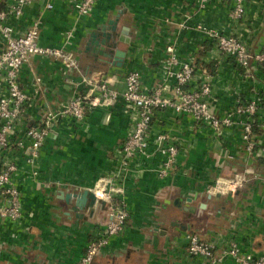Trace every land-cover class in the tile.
Returning a JSON list of instances; mask_svg holds the SVG:
<instances>
[{
  "label": "crops",
  "instance_id": "0c3cea01",
  "mask_svg": "<svg viewBox=\"0 0 264 264\" xmlns=\"http://www.w3.org/2000/svg\"><path fill=\"white\" fill-rule=\"evenodd\" d=\"M45 1L26 4L23 14L12 20L14 31H23L40 14L39 43L61 45L63 30L72 27L73 36L65 46L75 52L78 65L65 71L58 58L37 54L23 64L19 83L36 98L28 109V123L38 119L41 107H55L72 92L82 91V78L99 71L118 88L129 69L140 71L146 87L161 81L169 42L180 59L192 60L195 80L202 70L209 74L217 114H224L237 92L244 99L250 96L252 87L260 92V109L264 108V65L251 59L247 70L253 76H244V67L216 52L195 26L197 22L217 26L245 40L252 52L259 51L264 44V0H244L239 20L228 14L233 0H213L202 8L195 0H96L80 17L71 0H53L51 8H45ZM5 6L6 0H0V8ZM110 19L116 20L118 30L128 28L127 41L116 39V47L125 51L121 64L86 49L91 30ZM37 75L41 83L34 92ZM235 119L217 133L170 108L156 111L153 130H166L180 142L177 163L167 176L158 177L154 169L162 158L152 144L150 156L137 154L132 160L134 172L122 179L128 210L124 228L110 236L94 264H209L188 253L184 234L191 230L215 244L213 251L221 256L215 264H238L223 252L229 239L241 252L264 253V153L258 146L264 143V128L258 113L253 124L255 153L248 152L239 122L245 116ZM129 120L119 100L91 109L70 128L64 119L58 121L40 149L36 179L29 175L30 166L19 149L11 151L19 158L13 180L21 192L22 214L18 220L0 217V264H75L107 215L100 199L95 197L92 207L78 211L71 206L75 196L67 201L65 194L91 188L100 176L112 172L114 147L125 137ZM246 168L252 171L236 191H210L219 175Z\"/></svg>",
  "mask_w": 264,
  "mask_h": 264
},
{
  "label": "built area",
  "instance_id": "2783aa9c",
  "mask_svg": "<svg viewBox=\"0 0 264 264\" xmlns=\"http://www.w3.org/2000/svg\"><path fill=\"white\" fill-rule=\"evenodd\" d=\"M31 1L33 0H6V6L0 8V217L15 220L21 215L19 189L13 180L18 162L8 150L13 140L18 144L19 154L25 163L36 168L40 149L58 121L64 119L66 127L70 128L72 121L83 119L91 109L113 106L119 100L130 115L129 127L122 142L114 147V169L111 173L100 176L90 188L95 197L103 201L107 216L103 227L87 241L84 252L75 264H94L102 248L109 243L110 236L123 230L128 210L122 179L134 172L131 162L137 154L150 156L153 151L149 147L152 144L162 158L154 169L158 177L167 176L177 163L180 142L166 130H153V118L157 110L170 108L177 113L186 114L195 123L206 125L217 133L224 127L232 126L236 122L235 117L242 114L245 119L239 121L241 140L245 150L255 153L257 139L253 134V124L254 116L258 113L262 119L260 126L264 128V108L260 109L262 98L258 89L252 87L251 95L246 99L237 92L234 102L224 114H217L212 109L213 85L208 79L209 74L202 70L195 80L192 60L180 59L172 42L165 45L161 81L146 87L142 84L140 71L129 69L124 74L122 86L118 88L112 86L108 77L99 71L82 78V91L72 92L55 107H41L38 119L28 123V109L36 98L30 96L19 83L23 64L37 54L58 58L65 71L78 65L75 52L65 46L73 36L72 27L63 30L61 45L39 43L42 22L40 14L33 17L23 31H14L12 20L20 17L23 7ZM95 1L71 0L79 17L88 14ZM210 1L213 0H195L200 8ZM233 1L228 14L233 20H239L244 16V0ZM52 6L53 0L45 1V8ZM195 26L208 36L216 52L244 67V76H253L252 71L247 70L251 59L264 65V44L259 51L252 52L248 43L234 33L202 22H197ZM40 83L41 78L35 76L32 81L34 92L39 90ZM258 146L264 153V143ZM251 171L246 168L230 175H219L213 184L218 190L211 192L236 191ZM184 238L190 255L202 257L209 264H215L221 259L213 251L215 244L203 240L197 232L186 231ZM223 252L232 256L238 264H264V253L254 256L250 252H241L234 239L228 240Z\"/></svg>",
  "mask_w": 264,
  "mask_h": 264
},
{
  "label": "water",
  "instance_id": "95a60500",
  "mask_svg": "<svg viewBox=\"0 0 264 264\" xmlns=\"http://www.w3.org/2000/svg\"><path fill=\"white\" fill-rule=\"evenodd\" d=\"M116 23L115 19H110L106 23L99 24L94 30H91L86 49L92 50L95 56L99 55L111 58L113 63L121 64L125 51L116 47V39L127 41L128 28L123 26L121 30H118ZM73 196H75V201L71 206L78 211L86 206L92 207L95 202V194L90 188H83L81 191L75 193L67 192L65 194L67 201ZM101 203L103 204V201Z\"/></svg>",
  "mask_w": 264,
  "mask_h": 264
},
{
  "label": "rangeland",
  "instance_id": "374dc122",
  "mask_svg": "<svg viewBox=\"0 0 264 264\" xmlns=\"http://www.w3.org/2000/svg\"><path fill=\"white\" fill-rule=\"evenodd\" d=\"M15 140H13V144L12 145H9V147H8V150H9V152H11L13 149L15 150L16 148H18V144L16 143V142H14ZM4 152H7V150H4ZM14 154V157H15V160H19V158L17 157V152H14L13 153ZM21 156V155H20ZM2 157V154H0V158ZM22 159V158H21ZM39 165H37L36 166V168H34L33 167V165H31V167H30V173H29V175H31L34 179H36L37 178V175H38V173H39ZM19 189V188H18ZM38 190V189H37ZM19 196H21V192H20V189H19ZM20 206H21V201H20ZM20 210H21V214H22V206H21V208H20ZM21 216V215H20ZM19 219V218H18ZM18 219H15V220H18ZM163 225H166L165 223L163 224ZM199 236H201V235H199ZM201 238H202V236H201ZM203 240H206V239H204V238H202ZM134 257H135V255H134Z\"/></svg>",
  "mask_w": 264,
  "mask_h": 264
},
{
  "label": "bare ground",
  "instance_id": "6f19581e",
  "mask_svg": "<svg viewBox=\"0 0 264 264\" xmlns=\"http://www.w3.org/2000/svg\"><path fill=\"white\" fill-rule=\"evenodd\" d=\"M216 190H218V187L216 185H211L210 191H216Z\"/></svg>",
  "mask_w": 264,
  "mask_h": 264
}]
</instances>
